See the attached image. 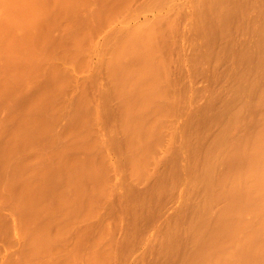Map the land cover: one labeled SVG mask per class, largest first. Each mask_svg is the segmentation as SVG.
<instances>
[{"label":"bare ground","instance_id":"obj_1","mask_svg":"<svg viewBox=\"0 0 264 264\" xmlns=\"http://www.w3.org/2000/svg\"><path fill=\"white\" fill-rule=\"evenodd\" d=\"M59 1L62 7L51 0V10L64 9L66 0ZM157 3L163 0L148 4ZM65 4L66 9L68 1ZM193 4L194 23L205 32L209 56L234 58L243 68L213 115L202 110L190 115L187 144L172 149L175 125L166 109L171 82L159 42L165 37L163 14L119 25L104 49L93 41L82 42L77 34L71 44L62 42L58 51L74 66L89 65L87 48L103 52L100 66L108 81L99 84L95 76L77 80L75 94L57 101L70 84V68L52 61L45 66L37 55L43 45L34 38L29 44L18 42L22 30L35 28L51 5L43 9L32 0H0V71H11L0 74V106L9 111L0 119V206L7 205L12 214L5 217L0 212V235L17 244L19 254L4 264H116V251L128 238H112V195L118 186L125 188L127 199L121 208L132 213L128 234L134 233L140 210L128 200L139 197L133 186L157 176L151 196L159 194L168 175L155 174L154 167L165 164L167 156L178 161L186 151L192 162L187 166L183 209L163 231L156 264L163 259H176V264H264V25L242 24L241 29L257 38L253 45L237 50L228 24L252 1L193 0ZM259 9L264 14V0ZM166 17L172 29L171 13ZM22 60L26 68L15 71L16 62ZM35 86L39 90L26 93ZM90 90L104 95L103 100L90 98ZM111 96L119 105L108 136H102L96 128L103 114L112 116ZM49 110L57 114L54 117L67 119L58 133L52 130ZM253 117L251 126H245V120ZM199 122L206 129L218 124V132L202 142L195 130ZM70 150L96 155L85 168L82 157L66 156ZM111 150L117 152L116 159ZM120 162L127 167H120ZM117 175L116 185L111 179Z\"/></svg>","mask_w":264,"mask_h":264},{"label":"rangeland","instance_id":"obj_2","mask_svg":"<svg viewBox=\"0 0 264 264\" xmlns=\"http://www.w3.org/2000/svg\"><path fill=\"white\" fill-rule=\"evenodd\" d=\"M55 1L57 6H60L58 3L60 1ZM66 1L69 5L67 4L68 7L66 6L65 9ZM66 1L64 9L55 6L56 8L51 10L54 3L51 0H32L43 9L49 3L50 10L43 13L35 28H31L36 32L27 29L29 31L22 30V35H18L19 43L22 40L29 44L34 38L43 45L38 48L37 55L45 66H48L47 64L52 61L66 64L70 68V84L57 96V101L70 98L75 94L74 84L77 80H89L95 76L99 84H106L108 81L106 70L100 66V57L103 52L87 48L85 56L89 58V65L86 68L79 65L74 66L70 65L65 56L58 51L62 42L71 44L72 36L77 34L76 36L82 42L93 41L98 48L104 49L107 47L106 40L119 29V25L130 26L136 20L142 21L154 17L158 13L163 14L161 26L165 30V37L159 39V42L163 45L167 75L171 82L168 88V98L171 103L166 109L170 111L169 119L175 125V140L172 142V149L184 148L187 144L189 138L186 135V124L190 115L201 110L206 111L209 116L213 115L215 108L223 103L227 87L234 83L233 78L236 72L243 68V65L235 62L234 58L222 57L219 60H214L209 56V49L204 40L205 32L197 28L194 23L197 11L193 0H163L162 4L151 5L148 4L151 0ZM251 1L252 5L244 13L233 16L228 24L229 33L233 35L234 47L237 50L246 44L253 45L257 38L250 30L241 29L242 24L247 25L249 22H254L257 25H264V14L259 9L262 0ZM62 4L60 7L63 6ZM170 13L172 16L170 22L172 21L171 24L174 25L172 29L168 27L169 19L166 17ZM110 18L112 19L110 20ZM66 28L69 31H66ZM26 66V61H17L15 71H22ZM0 72L1 75L11 73L10 69H2ZM44 79L42 78L43 81ZM42 85L44 86V84ZM37 90H39V86L27 90L26 93L31 95ZM99 95L100 93L95 90L94 92L90 90L88 94L92 99L103 100L102 96L104 95ZM118 105V98L115 96L108 98L112 116L103 114L101 123L96 128L102 136H108L109 127L115 122L113 113ZM13 111L19 113L17 109ZM8 112L1 105L0 119L5 118ZM47 114L54 118L52 126L54 133H58L68 124L66 118L54 117L57 114L50 110ZM254 118L246 119L245 126L250 127ZM195 128L196 135L202 142L210 140L219 129L218 124H212L206 129L202 122L197 123ZM190 135H192V131ZM93 155L96 153L87 150H70L66 156L68 158L82 157L83 167L87 168L88 161ZM110 155L116 159L118 154L115 150H111ZM173 158L175 157L167 156L165 164L160 163L154 167L155 174L168 175L165 187L159 194L151 196L152 190L156 187L157 176L133 186L134 193L139 194V197H130L128 200L134 202L140 210L139 221L134 233L128 234L132 213L121 208V203L127 199L125 188L118 186L112 195L111 206L114 208V214L110 219L112 238L117 241L128 238L127 242L116 251V264H156L159 262L156 261L159 259L157 250L164 244L163 231L172 218L183 209L182 198L188 189L187 166L192 162V154L189 151L184 152L181 158L178 157V159L180 158L177 159L179 162ZM175 162H178L177 169L174 167ZM118 164L122 168L127 167L122 162ZM221 168L223 169V166ZM221 168L219 169L221 170ZM111 180L117 185L118 175L113 176ZM86 184H88L87 181ZM107 210L108 205L106 204L102 209L103 214H106ZM0 212L5 217H12L11 210L7 205L0 206ZM182 223L186 226L185 220ZM18 255V245L9 242L3 235H0V264H4L11 257ZM159 264H176V259H163Z\"/></svg>","mask_w":264,"mask_h":264}]
</instances>
